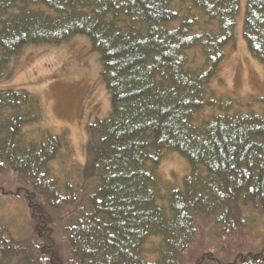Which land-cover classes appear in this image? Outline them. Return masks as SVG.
I'll use <instances>...</instances> for the list:
<instances>
[{"label": "trees", "instance_id": "trees-1", "mask_svg": "<svg viewBox=\"0 0 264 264\" xmlns=\"http://www.w3.org/2000/svg\"><path fill=\"white\" fill-rule=\"evenodd\" d=\"M239 10L240 0H0V79L26 47L86 36L111 98L87 127L84 165L61 179L51 163L74 156L66 132L28 139L44 120L40 98L0 90V196L23 199L31 219L18 237L0 216V264H264V236H251L264 226V97L210 88L236 49ZM243 36L264 64V0L247 1ZM172 152L189 163L181 186L160 174Z\"/></svg>", "mask_w": 264, "mask_h": 264}, {"label": "rangeland", "instance_id": "rangeland-1", "mask_svg": "<svg viewBox=\"0 0 264 264\" xmlns=\"http://www.w3.org/2000/svg\"><path fill=\"white\" fill-rule=\"evenodd\" d=\"M247 1L240 0L235 30L236 49H227V57L210 84L217 95L241 102L264 97V64L249 53L243 36ZM101 69L100 56L92 50L89 38L78 36L60 46L26 47L12 61L8 77L0 79V90L22 88L41 100L44 120L25 129L28 139L38 138L40 130L54 134L66 132L74 148V156L62 155L60 160L51 163L53 174L61 179L76 175L79 167L84 165L87 127L110 113L111 98L100 81ZM255 110L261 111L262 108L256 107ZM189 170L188 161L173 152L160 166L163 179L176 186L182 185ZM12 199L0 196V216L13 235L24 237L31 228L28 208L23 199ZM257 224L260 225V234L256 236L251 231V236L259 238L260 242L264 226L259 220Z\"/></svg>", "mask_w": 264, "mask_h": 264}]
</instances>
